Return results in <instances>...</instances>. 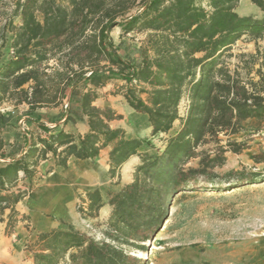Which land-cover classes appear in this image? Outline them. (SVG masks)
Wrapping results in <instances>:
<instances>
[{
	"label": "trees",
	"instance_id": "obj_1",
	"mask_svg": "<svg viewBox=\"0 0 264 264\" xmlns=\"http://www.w3.org/2000/svg\"><path fill=\"white\" fill-rule=\"evenodd\" d=\"M239 1L0 0V133L13 123L8 105H27L26 115L62 107L65 122L85 121L89 128L80 138L48 134L42 125L44 139L22 135L26 150L0 168V214L9 210L8 232L27 220L14 206L31 196L35 168L48 155L63 168L70 158L95 160L99 150L110 146L111 181L119 179L131 157H139L132 182L106 194L112 211L101 241L61 224L63 229L39 234L27 248L32 264H142L131 253L145 250L165 227L174 197L219 184L214 170L223 166L226 153L239 155L245 148L229 137L240 133L246 121L264 120L261 70L255 71L257 83L245 82L226 61L241 38L255 44L264 39V0H249L260 17L236 13ZM115 27L121 29L116 45L109 37ZM136 34H145L140 46L129 42ZM114 80L124 82L118 91L128 106L147 116L150 138L168 135L162 147L151 145L149 138L126 139L121 129L108 125L119 116L93 106L95 90ZM185 97V116L180 117ZM36 116V122L43 118ZM177 120L179 128L170 134ZM221 135L227 137L223 145ZM5 146L0 138V150ZM143 146L152 154L139 152ZM20 148L13 146L15 153ZM192 160L196 166L187 167ZM262 177L230 171L222 181L252 184ZM18 181L24 182L21 187ZM80 201L82 218L97 217L103 204L99 190Z\"/></svg>",
	"mask_w": 264,
	"mask_h": 264
},
{
	"label": "rangeland",
	"instance_id": "obj_2",
	"mask_svg": "<svg viewBox=\"0 0 264 264\" xmlns=\"http://www.w3.org/2000/svg\"><path fill=\"white\" fill-rule=\"evenodd\" d=\"M2 1L9 4L12 0ZM240 7L245 13L254 11L249 4H242ZM231 56L226 60L230 70L237 69L245 82L252 79L257 83L260 77L255 71L260 69L264 86V39L255 44L241 38L232 49ZM243 62L248 63L245 68H241ZM261 95L264 96V92ZM8 109L9 106H6L5 111L8 112ZM15 118L16 115L8 129L0 133L6 146L18 139V132L24 131L22 123L17 124ZM133 121L137 126L143 122L141 117H132ZM229 139L243 144L244 150L239 155L229 153V160L221 168L214 170L217 174L214 182L219 183L218 185L206 184L204 189L199 188L174 197L165 227L152 242L145 244V250L131 253L133 257L141 259L142 264H264L263 177L252 184L225 185L222 181L230 171H244L248 174L260 172L264 176V120L244 122L240 133ZM219 140L223 145L227 137L221 135ZM151 145L157 148L161 146L157 138L151 139ZM210 147L212 144L203 149ZM252 157L260 158L262 162L255 164ZM196 162L197 160L190 161L187 167H195ZM107 182L108 177L103 175L101 187L106 189V194L112 189V184ZM43 187V180L40 178L33 184L31 196L18 206L19 212L25 211L28 215V219L19 225L28 234L32 232L34 225H39L49 217L39 206L44 193ZM79 207L80 200L76 203L75 212L85 220V233L101 241L105 228H100L99 223H87L86 218L81 217ZM65 223L59 221L60 225ZM27 243L28 241L16 246L12 243V248L7 251L11 261L18 257ZM22 262L28 264L25 258Z\"/></svg>",
	"mask_w": 264,
	"mask_h": 264
},
{
	"label": "crops",
	"instance_id": "obj_3",
	"mask_svg": "<svg viewBox=\"0 0 264 264\" xmlns=\"http://www.w3.org/2000/svg\"><path fill=\"white\" fill-rule=\"evenodd\" d=\"M249 4L254 11L251 13H245L241 10L240 5ZM236 13L240 16H253L260 17V10L251 5L249 0H240L237 4ZM15 24H19V19L14 21ZM121 29L115 27L110 33L109 37L113 44H117L120 39ZM145 38V34H136L129 36V42H133L136 45L140 46L142 41ZM234 48V47H233ZM124 82L119 80L110 81L109 83L97 88L95 90L96 99L93 102L94 107L98 108H110L119 118L112 120L108 123L110 129L116 130L121 129L124 132L125 138L132 140L134 138L146 139L150 138L151 128L148 124L147 116L136 113L132 110L126 100L123 98L122 91H118L119 87H122ZM142 99H145L144 96H141ZM187 97L183 98L179 107L178 115L184 117L185 110L187 106ZM9 106V105H8ZM28 109L27 105H21L17 108L14 106H9L8 113L12 114V119L16 115L15 120L17 124L24 126V131L27 133H32L33 139L36 141L37 137L44 139V135L39 131V126L48 128V134H54L57 132H63L65 134L72 135L76 138L83 137L89 128L87 123L80 122L72 124L70 122H65L64 115L62 114V107L58 108H44L37 110L34 114L26 115ZM40 114L43 118L36 122V115ZM61 115V119H58V116ZM26 117L30 121L26 124ZM132 117L139 118L141 117L143 122L142 125L137 126L133 121ZM40 122L42 124H40ZM179 120L175 121L170 129L169 133L173 134L179 128ZM18 132L17 138L11 144L3 147L0 150V168L5 167L10 163L11 158H20L22 153L26 150V142H24L23 136L25 132ZM27 137L29 135L27 134ZM168 135L160 134L158 137H155L159 140V144L162 147V144L166 140ZM18 144L21 146L20 150L15 153L13 146ZM156 147V146H155ZM111 147L106 146L99 150V156L95 160H76L70 158L67 162L66 167H58L55 164V159L48 155L44 161H40L36 166L34 171V176L32 178L33 184L38 181V179L43 180V190L42 199L40 200L39 206L44 210L45 215L49 217L45 218L40 222L39 225H34V229L30 234L26 233L19 226L24 221H18L12 232H8L6 226L7 215L9 210H5L3 214H0V264H24L22 259L25 258L28 264H32L31 253L27 250L32 243L36 240L37 236L41 233H46L52 229H63V226L59 224V221L73 225L81 233L85 232L84 223L85 220L81 219L78 212H75L76 203L89 191L99 190L102 195L103 204L98 212L97 217L89 219L86 218L87 223L95 222L101 224V227L106 228V221L110 216L112 207L108 205V198L106 195V189L101 187L102 185V176L108 173V155ZM15 154H14V153ZM139 152H147L152 154L151 150L143 146ZM226 162L229 160V153H226ZM139 164V157H131L121 168H120V177L119 179L110 180L108 182L111 185L112 189H109L111 193H117L122 189L123 186L128 185L132 182L134 169ZM23 181H18L16 187H21ZM79 196V197H78ZM25 197L19 201L15 206V211L19 214V217H26L28 215L25 211L19 212L18 206L21 205L28 199ZM25 213V214H23ZM32 226V225H31ZM33 228V226H32ZM105 230V229H104ZM28 241L26 247H22V250L19 252L18 257L15 260L10 259L7 251L12 248L13 244L21 245L20 243H25ZM13 243V244H12ZM15 257V256H14Z\"/></svg>",
	"mask_w": 264,
	"mask_h": 264
},
{
	"label": "built area",
	"instance_id": "obj_4",
	"mask_svg": "<svg viewBox=\"0 0 264 264\" xmlns=\"http://www.w3.org/2000/svg\"><path fill=\"white\" fill-rule=\"evenodd\" d=\"M83 207V206H82Z\"/></svg>",
	"mask_w": 264,
	"mask_h": 264
}]
</instances>
